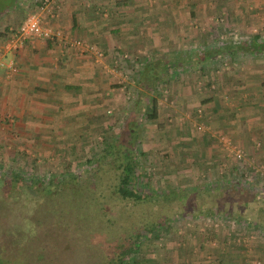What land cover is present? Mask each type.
<instances>
[{"label":"rangeland","instance_id":"1","mask_svg":"<svg viewBox=\"0 0 264 264\" xmlns=\"http://www.w3.org/2000/svg\"><path fill=\"white\" fill-rule=\"evenodd\" d=\"M65 1L61 0V3ZM70 1L82 3L81 0ZM147 1L84 0L85 6L92 9L90 11H96L98 18H102L104 23L117 22L118 18L128 17L126 25L121 28L129 29L128 34L132 38L130 49L121 53L117 52L118 47H112L113 50L108 52L82 39L81 35L74 38L93 44L102 52L100 58L92 56L96 68L104 70L99 71V74L108 89H101V100H96L90 110L86 106L84 116L80 113L82 118L72 122L77 124L73 126L76 135L58 134L55 129H37L34 135L24 136L19 132L13 113L4 114L0 110V176L3 177L7 171H13L26 182L36 177L41 178L42 185L47 184L50 179L60 178L61 175L77 182L92 179L93 176V179H98V175L94 173L98 166L93 164L90 167L86 159L100 153L97 145L103 135L112 137L114 133H119L122 120L134 106L141 68L137 62H144L153 53L161 56L160 50L161 54L177 53L182 61L185 60V64L160 76L154 84L156 91L142 101L144 110L150 97L155 96L156 115L149 117V111L148 115L144 113L138 120L141 133L138 162L142 182L163 192L179 190L180 194L171 201L160 203V214L169 218L156 227L152 237L143 239L136 246L134 263L208 264L207 262L216 263L214 256L220 255L221 247L225 250L239 247L251 252L255 244L264 243V228L261 227L264 226V161L252 157L248 150L237 145L225 133H209L206 130V121L197 119L194 112L197 110L198 114L206 117L208 103L205 101L220 98L222 87L226 85L221 87L220 84L229 80L233 82L234 78H238L229 69L242 63L247 57L238 55L222 58L216 53L215 59L204 64L206 76L202 75L198 63L187 64L186 60H192V57L188 58L192 53L216 52V48L229 38L225 34L227 31L233 32L240 42L249 40L256 33L264 41V9L253 11L256 14L255 19L260 20V23L249 24L245 29L225 24L232 16L227 9H210V13L214 11V19L207 16V24L205 20L191 17L186 32L182 31L184 26H181L180 32L183 34L180 35L177 45L168 41V34H174L172 28L166 27L168 33L162 38L164 45L157 50V44L162 42L157 41L160 36L150 32L148 39L143 32L148 29L145 23L133 25V4ZM149 1L155 3V0ZM125 3L128 9L120 7ZM39 4L38 0H0V62L7 63L12 60L16 63V53L20 48H14V43L9 42L8 33L10 29L18 27L26 16L37 12ZM98 4L104 8L101 9ZM58 5L56 2V6ZM61 5L56 15L59 14ZM207 9L204 7L199 12L196 11L195 17L209 14ZM156 10L154 7L149 15L154 16ZM185 10L192 11L189 8L179 11L184 13ZM140 12L142 16L145 10ZM112 25L114 24H110V27ZM59 27L64 30L60 25ZM115 43L119 46V39ZM172 48L175 50L171 51ZM109 60L111 67L107 66ZM0 68L8 75L6 67ZM210 80L212 84L208 87L205 82ZM229 93L235 95L234 90ZM108 126H114V130H108ZM223 138L229 143H225ZM254 145L259 147L261 142H255ZM238 152L242 154L241 157H238ZM16 190L14 181L5 186L0 185V258L3 259L13 258L16 249L23 247L25 242L22 239L20 243H14L17 234L10 235L15 229L25 226V219L19 218L16 213H27ZM49 209V206L43 205L39 216L29 213L30 211L27 213L35 216L34 219L40 218L46 224H41L40 231L49 228L57 217V213L48 211ZM239 213L241 214L237 216ZM26 228L27 234L30 233L31 236L32 229ZM36 234L39 238L43 237L40 232ZM39 238L34 239L36 244ZM26 256L29 257L30 253L27 252ZM32 256L37 257L35 253ZM34 257L29 260L32 264H51L56 256L52 254L47 257L48 260ZM72 260L74 259L69 261ZM74 263L86 264L79 256ZM15 264H18L17 259Z\"/></svg>","mask_w":264,"mask_h":264},{"label":"crops","instance_id":"2","mask_svg":"<svg viewBox=\"0 0 264 264\" xmlns=\"http://www.w3.org/2000/svg\"><path fill=\"white\" fill-rule=\"evenodd\" d=\"M97 1L101 2V0ZM74 2L66 0L61 5L57 17L52 18L50 22L60 25L69 39L81 35L82 39L102 50L109 52L113 50L112 47H118L117 52L129 51L132 44L131 35L128 34L129 29L121 28L126 25L127 16L116 19L117 22L104 23L102 18H98L96 11H90L92 9L85 6L84 0H81L82 3ZM150 2L148 0L146 3L133 4L135 15L133 25L145 23L148 28L143 31L145 37L153 32L160 36L157 37L158 42L162 41L163 35L168 33L166 27L172 28L174 35L168 34L171 37H168V41H173L176 45L181 38L180 35L183 34L180 32L181 26H184L183 32H186L190 26L188 22L191 19L190 11L185 10V14L181 13L179 10L182 8L194 9L197 12L204 7L208 8V11L214 8L227 9L232 16L225 24L239 26L240 29H245L249 24L260 23V20L255 19L256 14L253 11L264 9V0H155V3ZM100 7L104 8V6ZM120 7L128 9L126 3L121 4ZM154 7L157 10L155 15L151 16L149 14ZM141 10H145L142 16H140L141 12L139 13ZM213 12L209 11V14L204 17L195 18L205 20L207 24L209 21L206 17L210 16V19H214ZM110 24L114 25L110 27ZM255 35L252 34L251 38ZM118 39L119 46L115 43ZM157 45L159 50L164 42ZM174 50V48L171 49V51ZM159 53L161 56H174L173 53L161 54V50ZM16 55L18 68L12 75L8 76L0 68L1 112L13 113L19 132L24 136L34 135L37 129H55L58 134L76 135V129L73 126L77 124L72 122H77L84 116L86 106L90 110L94 107L96 100H101V89L108 90L99 74V71L104 70L96 68L91 55L82 54L65 44L49 43L42 38L28 39ZM238 55L247 57L245 61L229 69L238 78H234L233 82L230 80L222 82L221 87L223 84L226 85L222 87L223 93L220 98L215 97L216 99L211 98L207 101L206 130L209 133H225L233 138L237 145L248 150L252 157L264 161V53L248 51L243 46L233 57ZM108 62L107 66L111 67L110 60ZM232 90L235 91L236 96L229 93ZM63 121H71V123H63ZM255 142H261V146L256 147ZM261 227L264 228V226ZM219 254L214 256L216 263H207L264 264V243L255 244L251 252L239 247L230 250L221 247Z\"/></svg>","mask_w":264,"mask_h":264},{"label":"trees","instance_id":"3","mask_svg":"<svg viewBox=\"0 0 264 264\" xmlns=\"http://www.w3.org/2000/svg\"><path fill=\"white\" fill-rule=\"evenodd\" d=\"M42 1L38 0V3ZM55 1L59 5L63 4L61 0ZM59 5L54 8L56 14ZM195 11L192 9L189 12L192 18L196 16ZM63 32L66 34L65 30ZM225 34L229 38L216 48V52L192 53V56H188L192 60H186L187 64L198 63L202 75L206 76V68L203 67L217 55L222 58L233 57L243 46L248 51L264 53V41L260 40V34L256 33L255 37L243 42L231 31ZM46 41L58 44L51 40ZM137 63L141 68L134 106L122 120L119 133H114L112 137L103 135L97 145L100 153L86 159L90 167L93 164L98 166L94 169L98 179H93V176L92 179L77 182L61 175L60 178L50 179L47 184L42 185L41 178L36 177L26 182L13 171H7L3 177L0 176L2 186L15 182L16 191L27 213L30 211L29 213L39 216L43 205L49 206L48 211L57 213L55 221L42 231L40 228L43 221L40 218L34 219L35 216L27 213H16V216L25 219V226L15 229L10 235L17 234L14 243H20L22 239L25 242L23 247L16 249L13 258H0V264H15V259L18 264H32L29 260H32L34 253L37 255L35 259L47 260L48 256L55 254L51 264H75L78 256L86 264H135L136 246L143 239L152 237L156 227L169 218L160 214L159 205L163 201L178 197L180 192L173 189L165 192L156 190L140 180L142 172L138 162V146L141 133L138 120L144 113L148 115L149 111V117L156 115L155 96L150 97L144 110L142 101L156 91L154 84L160 76L173 72L175 67L185 64V60L182 61L179 54L172 57L152 54L144 62ZM10 75L12 74H8ZM205 84L209 87L212 82L210 80ZM207 101L210 99L205 102ZM194 112L197 119L207 120L204 114H198L197 110ZM113 127L108 126V130L113 131ZM183 194L186 195L184 192ZM41 204L43 205L40 206ZM26 227L32 229L31 236L30 233L27 234ZM37 232L43 234V237L39 238ZM36 238H39L37 244L34 242ZM27 252L30 253L29 257L26 256ZM71 259L74 260L69 261Z\"/></svg>","mask_w":264,"mask_h":264},{"label":"built area","instance_id":"4","mask_svg":"<svg viewBox=\"0 0 264 264\" xmlns=\"http://www.w3.org/2000/svg\"><path fill=\"white\" fill-rule=\"evenodd\" d=\"M56 7L55 0H43L38 7L37 12L29 14L15 29H10L9 42L14 43V48H22L25 42L31 38H42L44 40H51L54 43L65 44L69 48H72L80 53H89L100 58L102 52H100L93 44L85 42L80 39H69L63 30L50 22L52 18L56 16L54 8ZM35 16L38 18V31H31L26 25V20L29 17ZM9 47V45H8ZM11 64V67H9ZM16 63L9 60L7 63L0 62V66L6 67L9 71L8 74H13L16 70ZM225 143H229L227 139L223 138ZM238 157H241V153L238 152Z\"/></svg>","mask_w":264,"mask_h":264},{"label":"clouds","instance_id":"5","mask_svg":"<svg viewBox=\"0 0 264 264\" xmlns=\"http://www.w3.org/2000/svg\"><path fill=\"white\" fill-rule=\"evenodd\" d=\"M25 23L30 28L31 31H38V18L37 17L35 16L29 17ZM9 67H11V64H9Z\"/></svg>","mask_w":264,"mask_h":264}]
</instances>
